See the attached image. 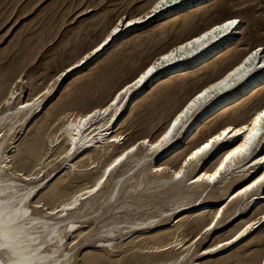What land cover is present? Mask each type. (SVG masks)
<instances>
[{"label":"bare ground","instance_id":"obj_1","mask_svg":"<svg viewBox=\"0 0 264 264\" xmlns=\"http://www.w3.org/2000/svg\"><path fill=\"white\" fill-rule=\"evenodd\" d=\"M214 1L215 0H178L177 4L169 5L166 9H162L161 12L150 15L148 20L141 21V23L131 25L130 27L121 28V31L113 37L104 49H101L99 53L90 57L85 64L79 65L78 68L73 69L71 73H66V76L62 77L60 82L53 85V81L56 80V77L59 76L61 72L71 68L73 64H79V61L82 60L84 56L88 55L93 48L98 47L99 44L108 37L112 28L117 26L118 22L126 23L128 19H138L141 16L148 15L151 7L155 5L157 0H150L145 6L141 7L137 13H131L128 16H118L111 25L104 29L102 34H100V38L91 47L80 55L78 54L79 56H76L73 61L60 69V72L58 71L59 73L55 75V79L50 84L35 89L34 93L29 94V98H26L27 94H24L25 86L23 84L25 80H22L23 76L21 77L17 74L13 77L8 72L0 74V134H2L0 135V213L3 214L0 215V220L15 221V223L11 225L14 230L10 233V241L0 239V244L11 242L14 244L16 252V255H12L11 251L0 249V261H2L3 264H10V260L23 259L25 257L31 259V264H74V259L79 255H82L81 259L83 264H104L105 261L110 262V264H117L118 260L114 259L113 256L119 255L121 253L120 249L127 244L130 246L126 250L130 251L136 249V252L131 255L133 260L143 259L142 263L138 262L137 264H206L204 261V263H202V261L200 262V259L193 258L194 255L196 256L200 252L201 255H205L204 258L209 256L212 257L215 252H209V248H215L216 245L224 244L227 240H231L248 224L254 221L258 223H256L255 227L250 229L248 233H245L239 240H234L232 244L226 245L224 248H218L216 251H230L234 245L249 240L255 232L264 229V219H262L264 218V210L260 207V204L264 201V190L259 188L254 189L247 195L237 196L235 199H232V196L235 195L234 189L239 191L240 187L246 186V184L243 183L244 181L247 180V182H251L248 180V177L252 175V172L256 171L255 167L249 171V165H251L253 157L258 159L257 153L264 155V152L261 151V147L264 146V141L260 138H257L256 147L250 154L244 157L237 156L232 161H229L225 170L222 171L220 178L215 183H210L207 180H201L195 184L188 183L190 179L195 180L196 178L197 173L194 169L191 170L193 175L190 177L185 175L187 178L184 179V176L180 181H176L172 178V173L174 171H179L180 167L183 166V160L186 159L187 153L194 147L205 142L206 139L210 138L212 135L218 134L223 127L231 126L232 130L235 131L236 128L247 125L248 131L259 130L262 136H264V126L255 128L252 124V121L259 112L264 110V103H260L256 106L254 113L249 119H242L240 116L244 114L245 108L253 101L254 97H257L256 95L258 93L262 92L264 94V70L260 68H255L243 80L236 83L233 88L227 89L224 92H219L214 96L212 101L203 105L184 126V130L177 136L173 144L166 150L152 155L148 152L146 146L141 145L137 148L136 152L129 154L121 165H118L109 172L107 177L104 176L105 170L118 155L123 154L128 147H131L140 139L151 138L150 134H144L127 145L124 141L119 143L114 142L113 137L115 136L126 137L124 134L126 133L125 130H122V120L130 111L131 105L136 100L138 101V99H141V97L147 93L148 89L150 90L156 84L168 78L172 79L173 76L177 77V75L180 76V74L185 75L188 72H192L193 75L201 71L205 73L208 67L216 65L218 60L221 61L222 55L233 53L232 49L243 33L242 24L244 20L240 15L223 16V18L215 21L212 20L213 22L205 25L194 33L185 37L179 36L180 38L178 37L175 43L160 51L149 62L140 67L133 77L120 85L112 96L110 95V98L106 102H100L101 104L97 105L94 104L92 107L81 111L65 110L58 113V115L52 119V122L61 121V123L53 134L49 136L48 146L45 147L44 152L39 150L35 139L33 141L30 140V142L29 140L25 141L21 143V145H16L17 141L15 139L17 136L20 134L24 135L28 131L29 126L45 111L46 107L58 97L64 87L66 79L69 80V78H77L83 75L84 72L97 61L108 54L111 48L122 43L131 35L133 36L134 33L140 32V30H144L154 24L160 26V31L155 35L157 41L166 38L171 32L182 33L195 22L193 18L189 17L192 12L195 14L196 11L212 4ZM180 16H182L183 19L176 24V20ZM226 19H237L240 21L233 32L216 41H213L211 36L207 37L202 42L206 47L201 48L200 45H193L191 48L176 51L175 56L177 59L165 65L163 68L158 69L157 72L146 81L145 85H142L140 89H136L130 93L127 99H121L117 102L118 105L124 106L119 113L112 112L107 116H94L91 120L87 121L82 128L79 127V122L84 116L89 115L91 112H95L97 108L102 110L104 107H107L108 104L111 103V100L115 99V93L117 91L125 87L127 83H131L140 72L146 70L148 66L158 61L160 56L167 54L169 51L178 49L180 44H186L188 40L202 35L204 31H208L211 27L223 23ZM257 48L261 49V53H258L257 56L245 63L247 58ZM189 52L192 54L189 55ZM240 54L241 55L237 57L235 61L222 69L217 75L205 79L199 88L195 89L176 106L165 122V125L161 127L160 133H158L155 138H158L159 134H162V131L166 129L170 119L174 118L175 114L182 110L187 102L198 94V92L222 80L229 72H232L241 64H244V68L236 74L237 76L243 75L244 71L254 64L264 63V46L262 45H257ZM197 76L199 75L197 74ZM197 78H200V76ZM185 79L181 81L179 84L180 86L184 84ZM235 79V76L230 78L228 83H232ZM50 85H53L52 94L50 97L43 98L44 103L40 106L42 110L21 108L22 103L27 104L34 100L36 96H39L41 92L48 89ZM138 94L140 95L138 96ZM209 94L211 95V93ZM169 95L167 94V96H165V101H159L155 104V107L150 111L151 117L157 115L164 108V105H166L170 99ZM6 100H10V103L5 104L4 101ZM239 116L241 118H239ZM196 125L197 127L190 132ZM205 130L206 135L202 138L200 137V139H202L200 142H198L200 140L199 138L194 140L200 132ZM189 132L190 134L188 135ZM246 135L247 131L241 134L240 139L237 140V144L242 143L243 137ZM181 142H183L182 146L179 145ZM184 145H186L185 147H187V149H184ZM114 146L116 147L114 148ZM232 146L235 147L236 145ZM54 147L57 148L55 154L59 157L63 156L68 162L65 167H62V169L56 172L51 178L48 177H50L55 170H51L47 172L45 176L42 175L43 177L39 178L43 169L51 164L52 160H49V156L47 155ZM110 149H112V151L115 149V152L108 155L105 163L101 165L100 172L93 176L92 180L85 181L83 184L76 186L73 190L62 194V183L69 174L85 172L88 170L86 168L89 165L93 166L96 164L95 167H97L99 165V158L97 155L99 153L108 152ZM228 150L230 149H225L224 152L218 153L208 162L202 172L207 173L214 171L220 159H222V156L226 154ZM69 151H72L71 156L66 155ZM14 152H17V155H19L18 161L20 160L23 162L19 167H17L16 164L14 165V159L16 157L13 154ZM26 164L30 166V169L28 168L29 170L24 172ZM154 167L165 168V171L160 173L153 172L152 169ZM261 171H264V169ZM235 174H241V177L231 179ZM228 176L231 177L226 182ZM25 177H30L31 179H25ZM110 178H112L113 185L110 191L105 194L104 190ZM35 179L36 181L33 182L32 180ZM101 179L104 180V183L96 192L89 195V190L96 187V184ZM44 180H46V182L43 183L42 181ZM223 183L225 184L221 192H227L230 188L233 190L229 192L224 201L220 202L218 198L211 195L210 191L215 185H221ZM209 187L210 190L207 191ZM196 190L200 191L197 192L198 195L195 199H186L196 193ZM120 193L121 195H119ZM160 194H166L168 198L174 199V203L171 204L170 209H163L158 215L136 218L135 221L113 220L109 224L101 225V230L98 231L101 238L95 241V243L98 244V246L96 245V249H83L79 253L74 252L76 246L87 240L90 236L92 230L89 231L86 228L92 225V216L94 221H98L112 210L113 213L120 214L119 217H121L122 213L126 217L130 208L134 207V209H131V211H133L146 205H138L134 203V200L140 201L141 199L159 196ZM198 200L199 203L195 206ZM241 201H243V203L250 201L249 206L253 207V210L257 209L259 213H256V211V214L253 213L254 215L252 217L241 219L243 212L239 211L238 215L232 218L237 220L238 223L232 228L231 233H228L229 236L225 238L218 237V240H213L214 235L212 237L210 236L214 233H218L219 230L216 231V229L221 223L225 222L226 214L235 208L228 216L231 217L236 212V207L234 206L239 205ZM71 204H75V206L66 207ZM37 205H40L42 209L34 212L33 208H37ZM157 205V203H154L153 207ZM221 208H223V211L220 213V217L217 220V212H220ZM25 212H27V216L24 215ZM111 217L112 216L108 218ZM105 219L106 218H104L103 221ZM169 219L172 220L167 223ZM213 220H217L216 226L209 232H205L204 229L208 228ZM190 221L194 222L192 231L195 232V235L189 238L190 232H187V227L190 225H188ZM123 231L125 232L123 233ZM205 233H207V235L202 238V235ZM197 237H200V239L194 241V238ZM208 237H210L209 242L213 240L212 243L210 242V244L203 245V239H209ZM201 245L203 246L199 247ZM261 254V256H259L260 254L253 256V264H264V252ZM150 258H152L151 261H149ZM228 258L229 257L223 258L220 261L210 262L209 264H222L226 262ZM146 260L149 262L145 263ZM252 262H250L248 258H244L242 260L238 259L236 263H234L252 264Z\"/></svg>","mask_w":264,"mask_h":264},{"label":"rangeland","instance_id":"obj_2","mask_svg":"<svg viewBox=\"0 0 264 264\" xmlns=\"http://www.w3.org/2000/svg\"><path fill=\"white\" fill-rule=\"evenodd\" d=\"M149 1L150 0H0V74L8 72L13 77L17 74L21 77L23 76L22 80H25L23 84L25 86L24 94H27L26 98H29V94L34 93L35 89L50 84L55 79V75L60 72V69L68 65L76 56H79L91 47L100 38V34H102L104 29L111 25L118 16H128L131 13H137L139 9L145 6ZM192 14L189 17L195 20L192 24L194 27L191 26L182 33L171 32L166 38L157 41L155 35L160 31V26L154 24L144 30H140V32L134 33L133 36L131 35L122 43L111 48L108 54L97 61L84 72L83 75L77 78H69V80L66 79L64 87L58 97L47 106L41 116L29 126L28 131L24 135L20 134L17 136L15 139L17 141L16 145H21V143L25 141L29 140L30 142V140L33 141L35 139L39 150L44 152L45 147L48 146L49 136L53 134L61 123V121L52 122V119H54L58 113L65 110L81 111L92 107L94 104L97 105L106 102L110 98V95L112 96L120 85L133 77L140 67L149 62L160 51L175 43L179 36L185 37L194 33L205 25L223 18V16L240 15L244 20L242 24L243 33L234 45L232 49L233 53L222 55L221 61L218 60L216 65L208 67L205 73L201 71L195 75H193L192 72H188L185 75L180 74V76H173L174 78L172 77V79L168 78L156 84L150 90L148 89L147 93H145L141 99H138V101L136 100L131 105L130 111L122 120V130L126 132L124 133L126 137L123 141L126 142V145L132 143L144 134L151 135L156 129H161L176 106L195 89L199 88L205 79L217 75L222 69L235 61V59L241 55V52H245L257 45L264 46V0H215L212 4L196 11L195 14L192 12ZM180 17L177 18L176 24L182 21L183 17ZM197 74L200 78H197L199 77ZM183 79H185L184 84L180 86L179 84ZM166 93L168 95L170 93L169 101L164 105V108L160 111L161 113L159 112L160 114L158 113L151 117L150 111L155 107L157 102L165 101V96H167ZM139 95L140 94H138V96ZM256 96L257 97H254L253 101L247 105L244 114L240 115L242 119H249L254 113L256 106L260 103H264V94L262 92L258 93ZM240 116L239 118H241ZM196 127L197 125L194 126L190 132ZM205 133L206 130L200 132L194 140L197 138L200 139V137L202 138L206 135ZM201 140L202 139L198 142ZM179 145L182 146L183 142ZM116 146H114V148ZM185 146L186 145H184V149H187ZM56 151V147L49 151L47 156H49V160H52L51 164L43 169L39 178L45 176L47 172L55 170V172L48 177L51 178L56 172L61 170L62 167L66 166L68 161L65 160L63 156L59 157L55 154ZM111 151L112 149L97 155L99 158V165L97 167H95L96 164L93 165L94 167L89 165L86 168L88 170L85 172L76 173L77 175L69 174L62 183V194L73 190L76 186L83 184L85 181L92 180V177L100 172L101 165L105 163L108 155L115 152V149ZM13 154L16 156L14 165L16 164V166L19 167L23 162L20 160L18 161L19 155H17V152ZM86 162L88 163L87 160ZM29 167L30 166L26 164V171L24 169V172H27L30 169ZM192 175L193 172H191V170L186 171L187 177ZM186 176L184 179L187 178ZM230 177L231 176L227 177L226 182ZM239 177H241V174H235L231 179H237ZM46 180L42 182L44 183ZM32 181L34 182L36 179ZM224 184L225 183L215 185L210 191L211 195L218 198L220 202L224 201L229 192L233 190L230 188L227 192H221ZM112 185L113 181L112 178H110L104 190L105 194L110 191ZM209 190L210 187L207 191ZM199 191L200 190H196V193L186 199H195ZM119 195H121V193ZM173 200L174 199L168 198L166 194H160L159 196L147 197L140 201L134 200V203L138 205H146L133 211H131V209H134V207L130 208L126 217L123 213L121 217H119L120 214H115L112 210L98 221H94L92 216V225L86 228L89 231L92 230L90 236L87 240L78 244L74 252L79 253L83 249L95 250L98 246L95 241L101 238L98 234V231L101 230V225L109 224L113 220L135 221L136 218L139 217L145 218L148 215H158L163 209H170L171 204L174 203ZM199 200L196 202L195 206H197ZM250 201L246 203L241 201L242 204L240 203L239 205L234 204L236 212L231 217H228L235 208L229 211L225 216V222L221 223L216 229V231L219 230L218 233H214L210 237L214 235L213 240H218V237L225 238L229 236L232 228L238 223L237 220L232 218H235L239 211L243 212L241 219L250 218L254 214L259 213L257 209L253 210V207L249 206ZM154 203L158 205L153 207ZM260 207L264 210V201H262ZM41 209L40 207L33 208L34 212ZM110 216L112 217L108 218ZM104 218L106 219L103 221ZM171 220L172 219H169L167 223ZM188 225L187 232H190V238L195 235V232L192 231L194 222L190 221ZM124 232L125 231H123V233ZM206 235L207 233L203 234L202 238ZM210 237H208L209 239H203V245L210 244V242L212 243L213 240L209 242ZM194 239V241L197 240V238ZM129 246L130 245L127 244L120 249L121 253L119 255L113 256L114 259L118 260L117 264L142 263L143 259H132L131 255L136 252V249L130 251L126 250ZM263 252L264 229L255 232L249 240L234 245L230 251H215L212 257L209 256L207 258H204L205 255H201L199 252L196 256L194 255L193 258L200 259V262L202 261V263L205 262L209 264L210 262L220 261L223 258L229 257L228 260L222 264H235L236 260H242L244 258H248V260L252 262L253 256L256 254H260L259 256H261ZM81 257L82 255H79L74 259L73 263L83 264ZM151 260L152 258L149 259V261ZM149 261L146 260L145 263ZM104 264H110V262L105 261Z\"/></svg>","mask_w":264,"mask_h":264},{"label":"snow or ice","instance_id":"obj_3","mask_svg":"<svg viewBox=\"0 0 264 264\" xmlns=\"http://www.w3.org/2000/svg\"><path fill=\"white\" fill-rule=\"evenodd\" d=\"M178 3V0H157L154 6L151 7L148 15H144L139 17L138 19H128L126 23L118 22L116 27H113L108 37L103 40L102 43L99 44L98 47L92 49L88 55L84 56L82 60L79 61V64H73L71 68L66 69L64 72H61L59 76L56 77V80L53 81V85L57 84L61 81L62 77L66 76V73H71L73 69L79 67V65L85 64L86 61L89 60L90 57L94 56V54L99 53L101 49H104L106 45L113 39V37L121 31V28L130 27L131 25H136L141 23V21L148 20L150 15L157 14L161 12L162 9H166L169 5H175ZM240 23L237 19H226L223 23H219L214 27H211L208 31H204L202 35L196 36L194 39L188 40L186 44L182 43L179 45L178 49L174 51H169L167 54L160 56L159 60L151 64L146 68V70L140 72L136 78L132 80L131 83H127L125 87H122L119 91L115 93V99L111 100V103L108 104L107 107H104L102 110L97 108L95 112H91L89 115L84 116L80 122L79 127L82 128L84 124L91 120L92 117L97 115L107 116L112 112L119 113L123 105H118V101L121 99H127L130 93H132L136 89H140L142 85H145L146 81L149 80L150 77L153 76L154 73L157 72L158 69L163 68L165 65H168L173 62V60L177 59L175 56L176 51H180L186 48H191L193 45H200L201 48L206 47L202 42L209 36H211L213 41L219 40L221 37H226L229 33L233 32L236 29V26ZM258 53H261V49L257 48L251 55L247 58L245 63L250 61L253 57L257 56ZM192 53L189 52V55ZM244 68V64H241L238 68L234 69L232 72H229L227 76H225L222 80H219L217 83L212 84L210 87H206L203 91L198 92L187 104L180 110L177 114H175L174 118L170 119V122L167 124L166 129L162 131V134H159L158 138H155L158 133H160V129H156L152 134L151 138H142L137 143H134L131 147H128L123 154H120L116 157V159L109 164L108 168L105 170L104 176L107 177L108 173L111 172L118 165H121L122 162L126 160L129 154L136 152L137 148L141 145L146 146L148 152L152 155L161 153L163 150H166L170 147L173 142L177 139V136L184 130V126L188 123L189 120L192 119L193 115L199 111V109L212 101L214 96H216L219 92H224L227 89L233 88L236 83L243 80L250 72H252L255 68H260L264 70V63L254 64L252 67L246 69L243 75L237 76L236 74ZM236 77V79L232 83H228L229 79L232 77ZM53 85H50L48 89L41 92L39 96L27 104H21V108H34L40 109L41 104L44 103L43 98L50 97L53 90ZM58 90V89H57ZM211 93V95L209 94ZM5 104L10 103V100L4 101ZM252 124L255 128H260L264 126V110H261L259 114L252 121ZM247 131V135L243 137V142L237 144V140L240 139L241 134ZM2 135V134H0ZM257 138H260L264 141V136H262L261 131L259 130H251L248 131V126L238 127L235 131L232 130L231 126L223 127L222 130L218 132L216 135H212L210 138L206 139L205 142L201 143L199 146L194 147L190 152L187 153L186 159L183 160V166L180 167L179 171H174L172 173V178L176 181H180L182 177L186 175V170L194 169L196 171L195 180H189L188 183L195 184L201 180H207L210 183H215L220 178V175L223 170H225L226 165L229 161H232L237 156L244 157L250 154L257 144ZM125 138L122 136L113 137L114 142H121ZM154 139V142H153ZM232 145H236L233 147ZM74 147V145H73ZM225 149H230L226 151V154L222 156L220 159L218 166L215 167L214 171H210L207 173L202 172L203 168L208 164L210 160H212L218 153L224 152ZM261 151L264 152V146L261 147ZM66 155L71 156L72 151L66 153ZM258 159L253 157L251 165H249V171L253 167L256 168L255 172H252V175L248 177V180L251 182L244 181L246 184L245 187H240L239 191L233 190L235 195L232 196V199H235L237 196L247 195L249 192L254 189H262L264 190V155H260L257 153ZM153 172L160 173L164 172L165 168L154 167L152 169ZM255 177V178H253ZM25 179H31L30 177H25ZM104 183V180L101 179L96 187L89 190V195L93 192H96L97 189ZM239 187V186H238ZM75 204L68 205L66 207H74ZM37 208L40 205L36 206ZM223 211V208L220 209V212H217V220L220 217V213ZM0 215H3L0 213ZM27 216V212L24 213ZM264 219V218H262ZM217 220H213L208 228H205V232H209L213 227L216 226ZM14 220H0V239L4 241H10V233L14 230L11 225L14 224ZM258 223L254 221L251 224H248L242 231L238 233V235L234 236L231 240H227L224 244H218L215 248H209V252H215L218 248H224L226 245L232 244L234 240H239L240 237L244 236L245 233H248L250 229L255 227V224ZM200 237H197L199 240ZM178 247V246H177ZM0 249H4L6 251H11L12 255H16L14 244L11 242H6L0 244ZM0 264H3L0 261ZM10 264H31V259L25 257L23 259H13L10 260Z\"/></svg>","mask_w":264,"mask_h":264}]
</instances>
